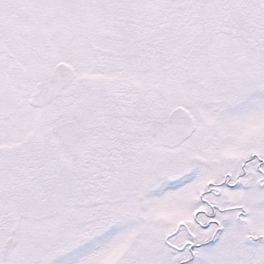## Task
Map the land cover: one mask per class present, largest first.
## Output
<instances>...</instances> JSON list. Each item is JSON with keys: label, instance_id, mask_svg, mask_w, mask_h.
Segmentation results:
<instances>
[{"label": "snow or ice", "instance_id": "obj_1", "mask_svg": "<svg viewBox=\"0 0 264 264\" xmlns=\"http://www.w3.org/2000/svg\"><path fill=\"white\" fill-rule=\"evenodd\" d=\"M0 264H264V0H0Z\"/></svg>", "mask_w": 264, "mask_h": 264}]
</instances>
